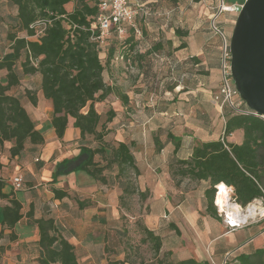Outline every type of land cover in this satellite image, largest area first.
<instances>
[{"label":"trees","instance_id":"obj_1","mask_svg":"<svg viewBox=\"0 0 264 264\" xmlns=\"http://www.w3.org/2000/svg\"><path fill=\"white\" fill-rule=\"evenodd\" d=\"M9 1L16 6L18 29L23 31L26 37L17 38L15 33L8 34L13 57L0 62V69L7 71L5 84H0V145L10 143L8 154L13 158L19 156L28 145L37 147L44 144V136L36 130L20 98L14 95L21 76L38 73L41 77L42 95L52 104L51 126L56 137L60 140L63 138L70 117L74 120L73 127L80 132L78 143L82 144L78 156L56 164L51 183H55L61 176L81 171L99 186L109 187L111 183H117L121 196L137 192L129 181L131 175L134 177L140 175L134 155L135 142L107 140L111 132L107 125L115 121L116 111L110 108L105 114H98L95 110V104L105 101L111 94L115 95L122 105L129 104L127 95L118 88L106 84L104 72L106 69L108 72L109 66L118 57L124 61L130 60L137 46L133 41L134 31L126 28L125 33L130 34L119 53L113 46L109 47L107 54L103 53L105 58L102 62L99 57L101 53L99 40H96L99 32L91 29L99 14L98 0H74L71 12L65 9L71 0ZM167 1L175 6L179 3V0ZM137 7L140 11V6ZM38 19H48L50 24L39 40H33L30 25ZM110 34L123 35L115 29L111 30ZM174 34L181 39L187 36L180 28H177ZM165 44L168 48L165 55L171 56L172 42L166 40ZM163 45L162 41L158 40L144 54L134 52L136 56L133 58L140 61L144 56L162 54ZM185 48L186 42L181 41L172 50L179 51ZM189 59L195 64L199 63L194 56H190ZM16 63L20 73L14 71ZM24 97L32 105H36L35 92L26 90ZM236 99L239 100L237 96L235 102ZM241 108L249 113L237 114L227 105H223L224 124L221 138L192 146L188 158H174L170 164L171 175L178 179L177 184L182 179L207 183L203 190V211L216 221H219V218L214 201L216 198L217 203L219 194V201L227 196L224 186L232 190V201L242 208L256 200L264 202V118L248 110L243 102ZM235 132H241V142H228L227 137ZM168 137L170 142L174 143L175 154L180 147V140ZM97 155L101 157L103 165L95 160ZM4 187L5 182L0 178V200L7 202L2 208L1 225L2 229L10 231L6 234V240L13 242L16 240L13 228L24 215L20 201L14 197L12 191L4 193ZM51 191L56 200L69 197L62 190L52 188ZM139 195L142 199L146 197L144 192H139ZM25 217L38 229V246L42 251V256L38 259L39 264H82L78 261L74 246L58 233L53 218L43 217L34 220L31 205ZM167 227L179 234L174 223H168ZM143 230L152 241V250L156 256L155 264H214L209 261H197L192 257L165 261L163 255L167 253L169 255L170 252L166 251L159 256L162 248L161 236L146 227ZM118 232L120 238L110 234L108 236L105 251L112 254L108 264H130L126 253L123 259H116L115 249L123 248L122 242L125 239V231L122 229ZM218 250H220L218 258L223 259L227 249ZM4 251L5 248L0 246V264ZM231 261V264H264V248L254 249L248 254L241 253Z\"/></svg>","mask_w":264,"mask_h":264},{"label":"rangeland","instance_id":"obj_2","mask_svg":"<svg viewBox=\"0 0 264 264\" xmlns=\"http://www.w3.org/2000/svg\"><path fill=\"white\" fill-rule=\"evenodd\" d=\"M221 1L225 7L232 8L241 6L245 0H215L212 5H208L207 14L201 13L200 9L193 10L191 0H183L177 10L167 0L140 2V11L136 16L138 32L133 33V41L137 44L135 51L130 60L124 61L119 57L115 59L108 68L109 75L107 69L104 72L107 85L118 84L131 92L130 100L136 110L131 117L133 125L127 132L134 139V155L139 160L143 175L140 173L141 178L140 175L130 176L129 181L137 192L123 196L121 192L119 195H109V201H118L117 225L125 231L122 245L130 264L154 263L156 256L152 250V241L143 230L147 228V218L154 216L160 220L162 234L159 256L166 252L164 248L172 249L169 255H163L165 261L192 257L197 261L231 264V260L241 253L248 254L254 249L264 248L263 201L256 200L242 208L232 201L230 189L228 202L238 207L240 216L248 217L245 221L233 224L230 220L231 211L228 212L222 205L219 207L215 198L214 207L219 221L212 220L203 211L204 184L188 179H182L177 184L178 179L172 177L171 166L165 161L167 150L174 148L168 136L180 140L182 149L179 147L177 150L180 157L186 156L192 146L222 136L223 106L222 101L216 98L221 90L220 66L224 47H228L240 8L237 12L221 11ZM135 4L137 2H131V6L137 8ZM151 5L155 9L153 12L149 10ZM176 27L186 32L187 36L181 39L174 34ZM129 34H109L99 40L101 61L104 62L103 53L107 54L111 46L119 53ZM158 40L164 44L162 54L144 56L140 61L133 58L136 56L134 52L144 54ZM166 40L172 42L173 48L184 41L186 48L176 53L170 48L171 59V56L165 55L168 49ZM190 56L196 57L199 63L195 64L189 59ZM116 68L124 70L125 77L111 76L112 69ZM231 87L234 89L233 82ZM102 104L96 105L101 114H105L108 107L113 109V104ZM241 138V132H235L227 137V141L238 143ZM107 140L112 142L116 138L109 134ZM95 160L104 164L98 155ZM163 177L168 182L166 186L161 182ZM144 180H147L150 188L141 190L143 187L140 183ZM82 181L72 178L68 188L76 189ZM138 191L146 193V197L142 199ZM250 206L254 207L252 213L248 212ZM170 222L177 224L179 234L167 227ZM154 233L160 235L157 231ZM216 248L228 250L223 259L218 258L220 250Z\"/></svg>","mask_w":264,"mask_h":264},{"label":"crops","instance_id":"obj_3","mask_svg":"<svg viewBox=\"0 0 264 264\" xmlns=\"http://www.w3.org/2000/svg\"><path fill=\"white\" fill-rule=\"evenodd\" d=\"M143 1L153 2L155 0H131L130 5L131 2H137L135 6H140V2ZM182 1L179 0V3L175 6V10L180 9ZM191 2L194 4L191 7L193 10L200 9L201 13L207 14L209 11L208 5H212L215 0H199L198 2L191 0ZM221 2L223 3V1ZM74 4L75 1L71 0L65 6L66 11L71 12ZM150 7L149 10L153 12L155 10L154 7L152 5ZM147 14L149 13L147 12ZM16 15V6L12 5L9 0H0V62L12 59L13 57L10 49L12 43L8 40V34L15 33L17 38L26 37L25 33L18 29ZM174 52L176 53L177 51ZM17 63L14 66V71L20 73ZM6 74V69H0L1 85L6 82ZM125 74L126 72L120 68H116V70L112 69L110 73L113 77L120 75L122 78L123 76L125 77ZM107 75H109L108 72ZM20 78L19 86L14 90V95L20 98L23 108L34 122L36 130L42 133L45 141L41 146H26L19 156L13 158L8 154V148L11 144L5 142L3 145H0V178L5 182L4 193L11 191L14 193V197L22 205L24 215L22 220L13 228L16 240L8 242L6 234L10 231L2 229L1 225L2 208L7 202L0 200V234H3L2 236L0 235V246L5 248L1 256V264H39L38 259L42 256V251L38 246V229L32 221L25 217L30 205L32 206L34 220L43 217L53 218L58 233L74 246L80 263L108 264V260L112 255L105 251V247L108 245V236L110 234L117 238L121 237L118 232L121 228L117 225L119 220L118 201H109V195L113 193L119 195L121 191L117 183H111L112 185L109 187L99 186L91 177L81 171L61 176L57 178L55 183H51L56 164L64 159H71L79 155V148L82 145L78 143L80 132L73 127L74 120L69 117L63 138L61 140L58 139L51 126L52 104L50 100L43 97L40 89V75L36 73L23 75ZM111 86L118 88L123 94L127 95L130 104L127 106L122 105L115 95L112 97L108 96L105 102H100L103 103V106L107 103L113 104V110L116 111V119L107 125V129L111 130L110 134L117 141H134L133 138L129 137V132H127L133 125L131 117L136 111L130 100V95L132 94L129 90H124L121 86H118V84H111ZM26 90L35 92L37 98L36 105H32L24 97ZM137 92H141V90H137ZM97 104H95V110L98 114H101L100 108L96 106ZM109 109L108 107L107 110ZM126 115L128 116L127 118H125ZM180 148L182 149V146ZM169 149L166 152L165 160L169 164L174 161V158L186 159L191 154L190 149L186 156L180 157L178 152L176 155H173V149ZM135 158L139 167V160L136 156ZM139 171L141 173L140 167ZM145 171L148 172L146 169ZM16 174L23 176V186L19 191H14L10 184L11 178ZM141 174L143 175V173ZM141 174L139 178H141ZM72 178H76L77 181L82 179L83 181L82 183H78L79 185L76 189L70 190L68 184ZM161 180L164 186L168 184L165 177ZM201 183L204 184L203 187L205 189L207 183ZM140 185L143 187L141 190L150 188L147 180L142 181ZM52 188L66 192L69 197L62 200L54 199L51 191ZM147 220L145 221L147 228L160 233V220H158L157 216L147 218ZM160 236L162 238L161 233ZM164 250L170 251L172 249L164 248ZM115 251L117 253L116 259H123L126 253L124 248L117 247Z\"/></svg>","mask_w":264,"mask_h":264},{"label":"water","instance_id":"obj_4","mask_svg":"<svg viewBox=\"0 0 264 264\" xmlns=\"http://www.w3.org/2000/svg\"><path fill=\"white\" fill-rule=\"evenodd\" d=\"M229 71L248 110L264 118V0H245L230 35Z\"/></svg>","mask_w":264,"mask_h":264},{"label":"built area","instance_id":"obj_5","mask_svg":"<svg viewBox=\"0 0 264 264\" xmlns=\"http://www.w3.org/2000/svg\"><path fill=\"white\" fill-rule=\"evenodd\" d=\"M131 0H98L99 14L92 25V30H97L99 36L96 40H102L107 37L111 30L115 29L119 34H124L126 28L132 29L134 32H138L136 28V16L138 14V7L134 8L130 5ZM223 3L221 2L220 8L223 9ZM241 6H232L229 8L232 12H237ZM50 24L48 19H38L30 25V29L33 32L31 37L33 40H39ZM214 27V26H213ZM216 31V27H214ZM122 59L121 57H119ZM230 55L228 47L225 45L224 53L221 61V90L219 96L216 98L222 101V106L227 105L233 112L237 114H248L249 112L241 108V102H235L237 95L235 89H232V79L229 71ZM36 62V61H35ZM37 161V160H36ZM11 186L14 191H19L23 186V176L16 174L11 178Z\"/></svg>","mask_w":264,"mask_h":264},{"label":"bare ground","instance_id":"obj_6","mask_svg":"<svg viewBox=\"0 0 264 264\" xmlns=\"http://www.w3.org/2000/svg\"><path fill=\"white\" fill-rule=\"evenodd\" d=\"M222 10H224V11H230V9H229V7H225L224 5H223V9ZM224 188H225V190H226V192H227V196L226 197H224L222 200H220L219 201V199H217V205L219 206V207H222V206H224V207H226L227 208V211L228 212H230L231 211V215L232 216H230L229 214V216H230V220L232 221V223L233 224H235L236 222H239V221H245L244 219L245 218H247L248 217V215L247 216H240V214H239V209H238V207L236 206V205H231V203H229L228 202V197H229V191H230V188L229 187H225L224 186ZM220 195V194H219ZM222 205V206H221ZM254 211V207L253 206H250L249 208H248V212L249 213H252ZM243 223V222H242ZM235 226V225H234Z\"/></svg>","mask_w":264,"mask_h":264}]
</instances>
